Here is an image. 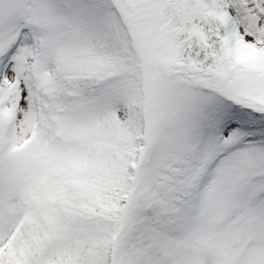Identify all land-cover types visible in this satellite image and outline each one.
<instances>
[{
  "label": "snow or ice",
  "instance_id": "snow-or-ice-1",
  "mask_svg": "<svg viewBox=\"0 0 264 264\" xmlns=\"http://www.w3.org/2000/svg\"><path fill=\"white\" fill-rule=\"evenodd\" d=\"M0 264H264V0H0Z\"/></svg>",
  "mask_w": 264,
  "mask_h": 264
}]
</instances>
